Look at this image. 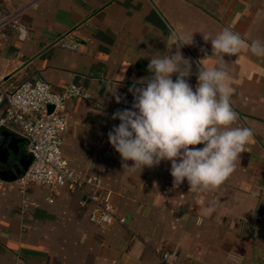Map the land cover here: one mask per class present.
Wrapping results in <instances>:
<instances>
[{
    "label": "crops",
    "instance_id": "obj_1",
    "mask_svg": "<svg viewBox=\"0 0 264 264\" xmlns=\"http://www.w3.org/2000/svg\"><path fill=\"white\" fill-rule=\"evenodd\" d=\"M4 17L11 20L0 28V93L35 78L56 91L76 83L90 92L67 102L64 155L75 170L101 178L102 201L127 223H92L79 190L20 186L31 156L10 122L0 128V264H169L164 252L173 264H264V56L248 48L225 56L238 124L254 137L221 185L197 190L185 180L174 187L170 161L129 171L108 141L120 123L113 113L131 109L128 89L150 78L152 54L168 51L174 32H194L180 51L192 62L195 88L197 64H215L203 34L230 27L249 42L264 40V0H0ZM66 35L78 50L61 45ZM4 109L5 101L0 117Z\"/></svg>",
    "mask_w": 264,
    "mask_h": 264
},
{
    "label": "clouds",
    "instance_id": "obj_2",
    "mask_svg": "<svg viewBox=\"0 0 264 264\" xmlns=\"http://www.w3.org/2000/svg\"><path fill=\"white\" fill-rule=\"evenodd\" d=\"M193 33L174 32L168 51L152 54L150 78H141L128 89L134 102L131 109L113 113L112 119L120 123L109 131L108 141L125 162L124 169L141 172L145 166L170 161L174 187L187 180L191 189L210 190L235 171L240 154L254 137L251 127L238 124L239 114L231 104L235 89L225 56H235L244 48L264 56V40L249 42L230 27L214 36L203 34L204 41L211 42L215 64H197L193 88L188 81L192 62L180 51L193 44ZM173 46L176 51L169 54ZM120 100L117 95L116 102Z\"/></svg>",
    "mask_w": 264,
    "mask_h": 264
},
{
    "label": "built area",
    "instance_id": "obj_3",
    "mask_svg": "<svg viewBox=\"0 0 264 264\" xmlns=\"http://www.w3.org/2000/svg\"><path fill=\"white\" fill-rule=\"evenodd\" d=\"M11 20L4 17L0 28ZM21 37L26 36L23 25L17 26ZM63 47L78 50L80 43L76 38L66 35L60 40ZM3 79L0 76V86ZM91 94L76 83H70L60 91L53 89L50 82L43 78L26 79L11 90L0 93V104L5 101V109L0 117V128L7 123L19 126L27 141L31 156L26 170L17 178L20 186L31 182L67 187L84 193L81 205L91 203L89 220L97 225L120 223L126 225L125 216L118 215L105 204L100 192L101 178L96 174L82 173L75 170L66 159L63 151L64 132L68 125L66 106L68 100L76 97L88 98ZM53 105L52 111L48 106ZM92 186L93 191H86L85 186ZM163 258L173 264L175 257L164 252Z\"/></svg>",
    "mask_w": 264,
    "mask_h": 264
},
{
    "label": "water",
    "instance_id": "obj_4",
    "mask_svg": "<svg viewBox=\"0 0 264 264\" xmlns=\"http://www.w3.org/2000/svg\"><path fill=\"white\" fill-rule=\"evenodd\" d=\"M52 109H53V105H49V106H48V110H49V111H52Z\"/></svg>",
    "mask_w": 264,
    "mask_h": 264
}]
</instances>
